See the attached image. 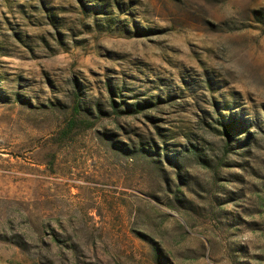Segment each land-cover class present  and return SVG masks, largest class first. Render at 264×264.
Instances as JSON below:
<instances>
[{
  "label": "rangeland",
  "instance_id": "1",
  "mask_svg": "<svg viewBox=\"0 0 264 264\" xmlns=\"http://www.w3.org/2000/svg\"><path fill=\"white\" fill-rule=\"evenodd\" d=\"M0 264H264V0H0Z\"/></svg>",
  "mask_w": 264,
  "mask_h": 264
},
{
  "label": "trees",
  "instance_id": "2",
  "mask_svg": "<svg viewBox=\"0 0 264 264\" xmlns=\"http://www.w3.org/2000/svg\"><path fill=\"white\" fill-rule=\"evenodd\" d=\"M116 5L118 6V8H119V10H120V8H122L121 7V5L118 3V2H116ZM112 6V4L111 5H107L106 3H103V2H96V4H94V5H87V4H84V10H85V12L87 13V14H91V13H93V14H95L96 16H98V15H100V14H102V15H104V14H106V16L107 17H105L106 18V21H107V23H108V29H110V30H113V25L115 24V23H118V27L117 28H121V25L119 24L120 22H119V20L116 18H114V17H111V15H112V13L108 10V8L109 7H111ZM126 14H130V11H128V12H126ZM51 19L53 20V22H54V24L56 25V18H54L53 17V15H51ZM59 22V21H58ZM134 23V22H133ZM138 25V24H137ZM137 25H136V23H135V28H136V30H137V32H139V33H141V34H143L141 31H144V28L142 27L141 28V31H140V28L139 27H137ZM126 34H132V32L130 31V29H128V27L125 25L124 27H123V29H122ZM148 32V31H147ZM136 105H140V103H138V104H136ZM218 123H220L222 126H223V128H224V130H225V134H226V136L230 139V137L233 135V133L234 132H237V131H239L238 129H237V126H236V128H235V126H234V124H233V121H218Z\"/></svg>",
  "mask_w": 264,
  "mask_h": 264
}]
</instances>
